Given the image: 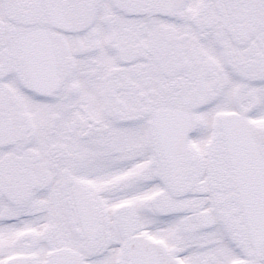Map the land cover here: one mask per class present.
<instances>
[{
	"label": "snow or ice",
	"instance_id": "obj_1",
	"mask_svg": "<svg viewBox=\"0 0 264 264\" xmlns=\"http://www.w3.org/2000/svg\"><path fill=\"white\" fill-rule=\"evenodd\" d=\"M0 264H264V0H0Z\"/></svg>",
	"mask_w": 264,
	"mask_h": 264
}]
</instances>
